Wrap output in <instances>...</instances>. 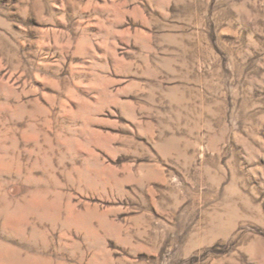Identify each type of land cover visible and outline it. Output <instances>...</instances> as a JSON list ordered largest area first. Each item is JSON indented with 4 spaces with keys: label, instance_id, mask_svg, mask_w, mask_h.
I'll list each match as a JSON object with an SVG mask.
<instances>
[{
    "label": "rangeland",
    "instance_id": "obj_1",
    "mask_svg": "<svg viewBox=\"0 0 264 264\" xmlns=\"http://www.w3.org/2000/svg\"><path fill=\"white\" fill-rule=\"evenodd\" d=\"M0 264H264V0H0Z\"/></svg>",
    "mask_w": 264,
    "mask_h": 264
}]
</instances>
